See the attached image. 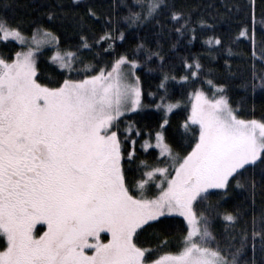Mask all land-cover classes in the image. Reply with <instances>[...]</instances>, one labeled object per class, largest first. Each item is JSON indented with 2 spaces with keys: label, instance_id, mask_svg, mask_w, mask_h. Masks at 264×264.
I'll return each instance as SVG.
<instances>
[{
  "label": "snow or ice",
  "instance_id": "6c2138e0",
  "mask_svg": "<svg viewBox=\"0 0 264 264\" xmlns=\"http://www.w3.org/2000/svg\"><path fill=\"white\" fill-rule=\"evenodd\" d=\"M80 6L54 3L41 18L0 9V264H264V208L249 227L240 207H224L236 190L255 205L257 173L264 194V117L241 116L229 84L203 62L232 56V45L214 20L194 19L175 0L85 5L87 29ZM255 7L248 0L250 21L233 37L252 42L251 78L239 87L253 96L264 95ZM58 21L75 22L74 40L65 42ZM173 33L170 49L202 40L204 53L177 66L163 48ZM147 73H158L155 87Z\"/></svg>",
  "mask_w": 264,
  "mask_h": 264
},
{
  "label": "trees",
  "instance_id": "16d2710c",
  "mask_svg": "<svg viewBox=\"0 0 264 264\" xmlns=\"http://www.w3.org/2000/svg\"><path fill=\"white\" fill-rule=\"evenodd\" d=\"M63 2L64 4H69L70 0H0V9H2L5 3H9L12 7L9 9L8 14L15 17H24V18H41V10L48 8L54 3ZM113 0H81V6L76 11L80 16L84 17L83 24L87 29L90 25H93L94 22L90 20L85 14V5H93L99 12H105L107 7ZM176 4L185 11H191L193 18L197 16H204L208 18L210 22H215L216 25V34L220 35L224 40L225 45L231 44L233 47L234 54L232 56H227L225 53L221 52L219 58L215 61H212L209 65V60L204 59L206 66L213 67L215 71L216 78L219 80L226 81L229 84V95L231 96L234 103L240 105V115L245 118H252L253 116L257 119L264 117V95H262L259 90L257 94L253 96L251 92H245V90L239 87L242 80L251 78V67H252V51L253 46L252 42L248 39L241 38L240 42H234L233 37L236 35L238 29L237 24L240 21H250V16L248 15V0H175ZM240 5L241 11L237 12L234 8L231 11H226L224 5ZM217 13H220L218 15ZM255 16H256V34H255V48L257 46H262L264 44V32L261 30L260 21L264 19V0H256L255 7ZM46 22V17H43ZM114 20L117 24L122 23L120 20L119 14L114 16ZM63 23L64 27L60 28V24ZM74 21H64L57 22L56 27L61 31L62 37L67 42L70 38L75 39L72 36V31L74 29ZM67 29V35H64V29ZM96 32H99L100 25L95 24ZM136 31L139 35H144V30H130ZM149 33L151 29L148 30ZM91 34V33H90ZM211 34V33H208ZM135 36L130 35L128 44L121 46L128 47L129 44L135 39ZM176 39L175 34L166 39L163 42L164 53L166 57L171 58L177 66H179L180 58L183 56H188L190 54H203L204 45L202 40H197L193 44L189 45L186 39H180L177 47L172 50L169 45L172 41ZM119 44V42H118ZM13 45H9V48H12ZM0 50H3V46L0 45ZM85 59H91L90 55L84 53ZM228 59L231 62V73L226 70L224 60ZM260 70V64L257 61V71ZM158 73H147L144 75L145 84L151 83L155 87V80L152 77L157 76ZM47 76V73H45ZM177 98H186L187 89L181 88L179 85H175L174 89ZM175 115L172 116V129L170 131L174 132L177 124L180 120L183 119L186 114L184 111V106L182 105L180 109L175 110ZM135 119V117H129ZM141 127H143L145 121H141ZM150 127H154V124H149ZM143 155V153H141ZM151 159V157H148ZM258 188L255 196L256 203L253 206L251 203V195L248 192L242 190H236V192L228 199L224 204V207L232 210L235 207H240L244 213L241 224L244 220H248L249 227L251 226V217L254 211L261 212L264 208V194L261 193L259 188V177H257ZM259 214V213H258ZM257 214V215H258ZM178 220L180 218H177ZM217 229L220 228L219 222L216 224ZM171 241L176 240L179 237L178 227H173L172 229ZM142 241L148 242L153 241V238L150 234H145L141 237ZM154 242V241H153Z\"/></svg>",
  "mask_w": 264,
  "mask_h": 264
},
{
  "label": "rangeland",
  "instance_id": "374dc122",
  "mask_svg": "<svg viewBox=\"0 0 264 264\" xmlns=\"http://www.w3.org/2000/svg\"><path fill=\"white\" fill-rule=\"evenodd\" d=\"M263 32H264V30H263ZM262 46H264V44H262ZM262 46H257L256 47L257 53H259V50L261 49ZM257 177H259V174L258 173H257ZM255 213L256 214H258V213L260 214L259 211H255ZM259 214L257 216H259ZM180 219H182V218H180ZM177 245H178V239H176L174 241H171L170 247H171L172 250H175L176 247H177Z\"/></svg>",
  "mask_w": 264,
  "mask_h": 264
}]
</instances>
